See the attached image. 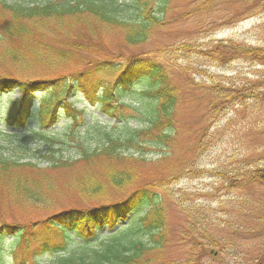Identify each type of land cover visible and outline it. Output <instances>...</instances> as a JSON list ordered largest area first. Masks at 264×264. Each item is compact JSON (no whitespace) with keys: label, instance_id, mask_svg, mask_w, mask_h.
<instances>
[{"label":"trees","instance_id":"1","mask_svg":"<svg viewBox=\"0 0 264 264\" xmlns=\"http://www.w3.org/2000/svg\"><path fill=\"white\" fill-rule=\"evenodd\" d=\"M211 1L166 20L172 0H0V101L3 93H20L6 122L23 127L32 93L46 91L40 128L48 131L61 115L72 126L63 141L36 134L49 146L46 168L4 158L0 147V264H224L227 242L207 232L217 227L212 218L203 232L189 217L192 198L173 203L187 213V258L162 260L172 239L171 186L206 174L197 159L213 144L207 135L213 121L246 99L243 86L202 72L198 63H264V49L233 41L205 49L168 39L154 45L172 25L209 11ZM138 81L147 86L132 93ZM74 91L91 93L89 103H99L112 126L95 125L88 136L75 132L84 109L69 102ZM204 101V116L214 118L183 141L176 110ZM129 118L144 126L130 128ZM65 146L75 159L57 158ZM179 151L185 156L176 158ZM210 175L241 188L239 172ZM242 188L264 189V169L248 172ZM248 264H264V254Z\"/></svg>","mask_w":264,"mask_h":264},{"label":"rangeland","instance_id":"2","mask_svg":"<svg viewBox=\"0 0 264 264\" xmlns=\"http://www.w3.org/2000/svg\"><path fill=\"white\" fill-rule=\"evenodd\" d=\"M26 4H44L54 0H15ZM193 1V3H192ZM203 0H172L171 11L166 20H172L188 12ZM196 2V3H195ZM211 9L203 15H194L183 20L181 24L172 25V32L167 36H158L155 44H163L173 40L180 44L189 42L200 46L202 49L215 46L218 43L233 41L252 48L264 49V3L262 0H212ZM168 39V40H167ZM142 51L141 49L134 50ZM180 60L179 62H181ZM202 72L221 77L222 80L231 79L237 87L243 86L246 90V99L241 101L242 106L231 104L213 122L214 126L209 129V136L214 137L210 145L197 164L206 172L200 177L186 176L171 186L173 202L167 204L168 212V236L172 239L164 247V261H183L187 258L188 247L185 245V237L188 232L184 231L183 225L187 222V213L178 210L173 203L185 201L189 198L197 199L195 206L189 209L190 218L198 223V228L204 232L208 229L209 223H216L217 227L211 233L215 240L226 241L224 264H248L257 257L264 254V190L250 188L244 191L242 182L248 172L264 169V63H253L235 61L224 66H215L200 61ZM201 81L200 76H194ZM205 80L202 81V83ZM147 84L138 81L132 89V93L144 90ZM249 93L254 94L249 98ZM211 96L212 93L209 90ZM209 95V97H210ZM123 102L128 99L123 96ZM17 98L16 93L1 100V118H4L8 101ZM40 96L36 95L33 100V109L37 108ZM211 98V97H210ZM80 102L77 107H85L82 116L83 122L77 132L92 134L94 126L104 127L106 124H113V119L100 111V107L90 108L87 104V96L79 93ZM136 106V103L133 105ZM206 102L194 103L190 106H182L176 110L179 126L178 132L183 141L188 135L196 132L210 122L214 117L208 112L204 116ZM206 113V112H205ZM129 112L123 113L128 115ZM100 120L101 122H98ZM129 125L132 129L143 127V123L129 118ZM69 122L61 117L53 132L62 139L66 131L65 125ZM37 127L36 114H31L27 128ZM0 129H7L5 124L0 123ZM14 130V128H9ZM17 136L3 140L0 133V147H3L1 154L10 160H23L36 164L39 168H46L47 161L39 159L46 155L48 147L39 142L28 144L25 132L17 131ZM86 136V137H87ZM26 145H24V143ZM24 147V148H23ZM59 159L67 160L70 157L75 159V150L70 147H62ZM185 156V154H184ZM183 152L179 151L176 158H182ZM152 156H147L151 159ZM158 158L154 156L153 159ZM215 172L232 173L239 172L238 180L241 188H233L220 178L211 176ZM181 191L183 193L175 192ZM179 193V194H177ZM207 222V224H205ZM215 252L218 249L212 248Z\"/></svg>","mask_w":264,"mask_h":264}]
</instances>
